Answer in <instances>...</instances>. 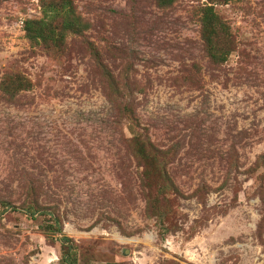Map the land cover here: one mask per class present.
Returning a JSON list of instances; mask_svg holds the SVG:
<instances>
[{"label": "rangeland", "instance_id": "374dc122", "mask_svg": "<svg viewBox=\"0 0 264 264\" xmlns=\"http://www.w3.org/2000/svg\"><path fill=\"white\" fill-rule=\"evenodd\" d=\"M73 1L91 24L87 38L69 36L52 53L25 36L24 21L42 16L41 0H0V80L14 71L33 83L15 101L0 93V196L12 198L16 171L39 173L60 197L76 264H264V179H256L264 169L255 164L264 152V0L214 5L235 41L220 67L209 64L191 17L206 0L167 9L155 0ZM85 39L128 77L139 131L171 151L179 193L169 197L168 233L146 211L131 151L145 146L122 144L135 126L111 122ZM195 62L199 73L188 78ZM39 221L0 203V264H61L60 241Z\"/></svg>", "mask_w": 264, "mask_h": 264}, {"label": "trees", "instance_id": "16d2710c", "mask_svg": "<svg viewBox=\"0 0 264 264\" xmlns=\"http://www.w3.org/2000/svg\"><path fill=\"white\" fill-rule=\"evenodd\" d=\"M177 1L155 0V3L158 8L167 9ZM229 1L236 0H206L204 4L191 10L192 19L199 23L202 49L209 64L215 67H220L228 60L235 42L229 22L214 6ZM41 6V17L28 18L24 21L25 36L32 46L42 47L48 52L60 53L64 50L69 36L87 38L86 33L91 28V24L76 8L73 0H41ZM85 42L106 84L104 93L112 109L111 122L118 128H121L125 122L135 126L133 129L135 135L132 139L123 135L122 144L128 150L136 146L142 148L140 144L145 146L141 151H131L142 166L139 180L146 202V211L149 216L155 218L160 230L168 233L175 227L167 225L174 213L169 197L172 193L173 196L179 193L168 171L171 151L157 146L144 130L139 131V115L133 106V90L128 84V77L115 75L104 63L101 49L89 39H85ZM191 67L192 69L188 70V78L196 77L199 73L197 62ZM32 88V81L20 72L7 71L0 80L1 95L11 101H15L22 91ZM125 97L128 98L122 102L121 100ZM128 142L132 143V147ZM255 164L264 169V152L256 157ZM16 174L18 184L14 186V191L10 194L12 198L5 200L0 196V203L7 211L18 210L32 220L39 219V227L45 236L52 240L57 237L60 241L62 249L60 263L76 264L79 246L73 238L62 234L64 214L58 205L59 195L57 192H51L58 198L55 199L45 190L43 182L39 180V173L23 168L16 171ZM256 179L261 183L264 173L257 174ZM56 234H62V236L58 237Z\"/></svg>", "mask_w": 264, "mask_h": 264}]
</instances>
